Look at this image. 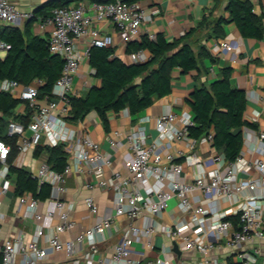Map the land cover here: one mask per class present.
<instances>
[{"label":"built area","instance_id":"1","mask_svg":"<svg viewBox=\"0 0 264 264\" xmlns=\"http://www.w3.org/2000/svg\"><path fill=\"white\" fill-rule=\"evenodd\" d=\"M145 1L92 0L54 7L41 25L52 24L50 50L65 62L51 95L40 98V85L35 81L25 84L14 78L0 79V89L20 97L31 110L28 122L8 121L7 132L16 136L17 144L12 161V145L0 136V207L12 185L15 171L11 166L24 167L32 147L44 141L52 145L63 142L71 150L63 170L42 161L33 171L40 182L51 184V204L45 205V199L29 191L19 195L23 216L31 217L37 227L28 243L22 228L3 241L0 237L2 264H16L19 254L22 264H46L50 258L53 264L63 260L68 264L80 260L83 264H140L147 249H155L156 235L162 233L171 237L170 243L161 247L169 255L149 259L148 264H229L213 254L220 242L236 249L239 261L234 264H264V130L258 133L256 144L242 147L236 159L229 161L214 144L213 131L199 138L190 135L189 125L195 123L193 111L169 109L153 118L158 134L151 141L142 126L108 136L114 147H122L125 159L122 169L112 167L107 176L106 168L114 161L112 153L91 135L77 139L76 130L68 126L70 95L83 55L89 56L92 45L115 43L114 35L102 31L97 22L115 21L126 32V39L139 38L142 23L152 18ZM33 15V10L21 9L14 0H0V27ZM237 35L230 31L218 42L220 54L231 61L240 59L242 53ZM80 42L85 43L84 51ZM10 47L0 35V49ZM129 58L144 61L147 55L139 49L130 51ZM250 139L244 137V143ZM174 141L184 143L187 149L174 150ZM201 143L207 145L204 156L198 150ZM184 164L198 166L199 173L191 179L182 178ZM210 164L212 168L207 169ZM75 171L93 175L88 187L114 192L113 207L105 212H101L95 195L85 196L89 215L94 217L90 224L75 217L74 200L60 196L68 189L67 176ZM171 198L177 199L180 215L174 223L165 224L157 215L167 209ZM0 216H4L1 211ZM108 232L119 236L103 248ZM174 241L180 254L174 250ZM248 243L252 247L244 248ZM192 253L198 255L193 257Z\"/></svg>","mask_w":264,"mask_h":264},{"label":"trees","instance_id":"2","mask_svg":"<svg viewBox=\"0 0 264 264\" xmlns=\"http://www.w3.org/2000/svg\"><path fill=\"white\" fill-rule=\"evenodd\" d=\"M72 1L79 0H46L34 8V15L25 22L23 28L12 24L0 27V35L11 43L6 55L0 57V79L14 78L26 84L38 78L43 81L40 98L51 95L65 59L50 50L48 37L33 31V23L39 18L45 20L52 15L45 13L46 8L52 7L53 11L54 7L67 5ZM226 9L228 15H213V11L204 14L196 27L172 40L163 32H158L156 37L145 33L129 40L128 51L148 49L151 52V56L145 61L128 62L115 53L113 45H92L89 61L100 83L91 85L80 95H70L72 107L66 118L77 121L95 110L105 129L109 130L110 111L118 112L127 108L132 114H136L157 98L170 93L175 68H180L184 73L191 69L200 70L203 54L216 60L205 44H201L199 51H196L188 39L190 34L199 29L206 38L219 36L224 33L225 23L234 22L242 35L264 38V13H257L251 0H228ZM231 72V66L222 67L220 78L213 80L209 86L196 85L188 97L195 120L194 124L189 125L190 135L199 138L213 131L214 144L225 153L229 161L236 159L244 145L242 127L246 124L255 125L244 117L246 90L232 84ZM21 102L24 100L20 97L0 89V136L12 145L10 161L17 153V144L16 136L7 132L8 121L13 118L28 122L30 119L31 110L27 113L15 112ZM35 149L37 155L46 152L48 163L58 171L64 169L70 154V148L63 142L56 145L42 142ZM11 170L17 173V194L29 191L42 199L50 197L51 184L40 182L31 169L12 165Z\"/></svg>","mask_w":264,"mask_h":264},{"label":"crops","instance_id":"3","mask_svg":"<svg viewBox=\"0 0 264 264\" xmlns=\"http://www.w3.org/2000/svg\"><path fill=\"white\" fill-rule=\"evenodd\" d=\"M44 1L46 0H14L18 7L23 10H34L36 6ZM80 1L90 2L92 0L72 1L69 4H78ZM251 1L257 13H264V0ZM227 2L228 0H146V10L148 14L152 15V18L146 19L142 23V34L148 33L150 35V33H154L156 37L158 32H163L169 40L181 37L193 27H196L204 14H209L213 11V15H228V10L226 9ZM52 12V7L45 9V13L52 14ZM28 19L30 18L22 17L12 23L6 24H12L23 28ZM42 21L43 20L40 18L34 21L33 31L48 37L53 26L50 23L42 26ZM97 24L102 31L114 35L115 43L113 46L116 48L115 53L124 60L132 62L129 58L130 51L127 50L129 40L126 39V32L121 30L115 21L112 20L99 21ZM230 31H235L238 34L237 40L242 48L240 59L236 61H231L226 56L221 55L218 48L220 38ZM188 39L192 42L196 51H199L201 44H205L216 60H212L210 55L203 54L200 70L191 69L184 73L180 68H175L173 70L172 89L170 93L157 98L151 105L136 114H132L127 108L118 112L110 111L109 130L105 129L101 118L95 110L89 112L83 119L77 121L68 120V126L77 132V139H81L85 134L91 135L102 144L103 149L112 153L114 161L111 167L108 166L106 168L107 176L111 173L112 167L122 169L125 159L122 147H114L108 139L109 135H115L116 132L125 133L131 129L142 126L148 133V141L153 140L158 134V129L154 124L153 118L169 109L176 112L183 110L192 111V107L188 102V97H190L195 86L198 84H206L209 86L213 80L221 77L222 67L224 66L232 67L230 76L232 84L246 90L247 106L244 117L249 122L255 124L254 126L246 124L242 127L244 137L248 136L252 138L250 139L251 142L248 144L244 143L243 148L246 149L248 146L257 143L258 133L264 130V38L246 37L242 35L234 22H229L224 24V33L222 35H213L206 38L204 32H200L199 29L193 34H190ZM79 47L84 51L85 43L80 42ZM7 51L8 49H0V57H4ZM144 52L147 55L145 60H147L151 56V52L148 49H144ZM33 81L40 86L43 83V81L41 80L40 82L38 78ZM99 83L100 79L95 75L94 67H92L89 61V56L84 54L80 63V68L75 76L73 94L80 95L91 85ZM29 110L30 108L27 103L21 102L16 107L15 112L27 113ZM257 112L258 114H256ZM43 143H46V141ZM206 146L205 143H201V145L198 146V150L202 152L203 156L207 154ZM67 147L70 148L69 146ZM35 148L36 146L32 147L27 153L24 166L30 169L32 164V171H34L42 161L48 160V154L46 152L37 155L35 153ZM172 148L174 150L178 148L187 149L184 143L179 141H174ZM247 154L251 156L252 153L247 150ZM69 155H71V150ZM210 168H212V165H207V169ZM199 171L200 169L198 166L184 164V170L180 176L182 178L191 179L194 175L199 173ZM12 178V185L8 193L4 196L3 203L0 207V211L4 213V216H0V237L1 241H3L5 238L14 234L19 228H22L24 230V240L28 243L36 230L37 223L31 217L23 216V207L19 203V194L16 193V172L12 174ZM92 179L93 175L89 173L75 171L67 176L66 184L68 189L60 194L64 199L74 200V215L78 220L86 224H90L94 220V217L89 215L88 208L84 201L87 194L92 193L95 195L101 212L111 209L114 204V192L112 190L100 187H88L87 182ZM173 199V208L163 210L157 215L162 223L172 224L180 215V210L177 207V199ZM45 200V205L51 204L49 203V198ZM107 234L108 238L101 245L103 248H107L119 236L113 233L109 235V232ZM170 241L171 237L166 234L162 233L156 235L155 249H147L146 255L140 264H148L149 259H156L157 257L169 255L167 252H163L161 247L164 244L170 243ZM261 246L264 251V240L261 241ZM243 247L250 249L252 244L248 243ZM192 254L193 257L198 255L197 253ZM213 254H217L220 258L226 259L229 264H234L239 261L236 255V249L227 247L222 242L218 244ZM262 260L263 254L259 257V261L262 262ZM16 264H22L21 254L17 256ZM46 264H53V260L51 258L47 259ZM60 264L68 263L63 260ZM78 264H83V260H80Z\"/></svg>","mask_w":264,"mask_h":264},{"label":"rangeland","instance_id":"4","mask_svg":"<svg viewBox=\"0 0 264 264\" xmlns=\"http://www.w3.org/2000/svg\"><path fill=\"white\" fill-rule=\"evenodd\" d=\"M101 144V143H100ZM102 145V144H101ZM31 168H33V165L31 164V167H30V169ZM173 204H174V199L173 198H171V199H169V205H168V207H167V209H172L173 208Z\"/></svg>","mask_w":264,"mask_h":264},{"label":"water","instance_id":"5","mask_svg":"<svg viewBox=\"0 0 264 264\" xmlns=\"http://www.w3.org/2000/svg\"><path fill=\"white\" fill-rule=\"evenodd\" d=\"M174 250H175L178 254L181 253V251H180V249H179V246H178V243H177L176 241H174Z\"/></svg>","mask_w":264,"mask_h":264}]
</instances>
